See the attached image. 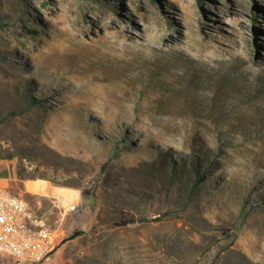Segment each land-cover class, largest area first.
Instances as JSON below:
<instances>
[{
	"label": "rangeland",
	"instance_id": "obj_1",
	"mask_svg": "<svg viewBox=\"0 0 264 264\" xmlns=\"http://www.w3.org/2000/svg\"><path fill=\"white\" fill-rule=\"evenodd\" d=\"M0 180L36 264H264V0H0Z\"/></svg>",
	"mask_w": 264,
	"mask_h": 264
},
{
	"label": "built area",
	"instance_id": "obj_2",
	"mask_svg": "<svg viewBox=\"0 0 264 264\" xmlns=\"http://www.w3.org/2000/svg\"><path fill=\"white\" fill-rule=\"evenodd\" d=\"M77 208L76 199L66 206L68 212ZM62 235L61 220L48 223L22 195L0 180V257H9L11 264H36L55 250Z\"/></svg>",
	"mask_w": 264,
	"mask_h": 264
},
{
	"label": "bare ground",
	"instance_id": "obj_3",
	"mask_svg": "<svg viewBox=\"0 0 264 264\" xmlns=\"http://www.w3.org/2000/svg\"><path fill=\"white\" fill-rule=\"evenodd\" d=\"M25 187L28 191L35 193H46L50 190L45 181L28 180L25 182Z\"/></svg>",
	"mask_w": 264,
	"mask_h": 264
},
{
	"label": "trees",
	"instance_id": "obj_4",
	"mask_svg": "<svg viewBox=\"0 0 264 264\" xmlns=\"http://www.w3.org/2000/svg\"><path fill=\"white\" fill-rule=\"evenodd\" d=\"M118 153V152H117ZM116 153V154H117ZM132 221H134V219L133 218H125L124 220H120V224H122V225H125V224H127V223H129V222H132Z\"/></svg>",
	"mask_w": 264,
	"mask_h": 264
},
{
	"label": "crops",
	"instance_id": "obj_5",
	"mask_svg": "<svg viewBox=\"0 0 264 264\" xmlns=\"http://www.w3.org/2000/svg\"><path fill=\"white\" fill-rule=\"evenodd\" d=\"M12 191L18 195H21V193L18 190L12 189Z\"/></svg>",
	"mask_w": 264,
	"mask_h": 264
}]
</instances>
